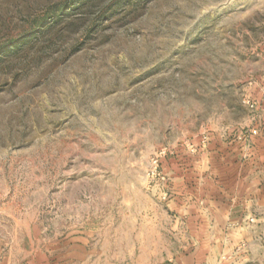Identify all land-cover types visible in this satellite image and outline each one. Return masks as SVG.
<instances>
[{"label": "rangeland", "instance_id": "1", "mask_svg": "<svg viewBox=\"0 0 264 264\" xmlns=\"http://www.w3.org/2000/svg\"><path fill=\"white\" fill-rule=\"evenodd\" d=\"M65 1L0 0V46ZM263 128L264 0L70 9L0 54V264L71 244L105 264L213 251L210 173ZM254 242L221 261L257 264Z\"/></svg>", "mask_w": 264, "mask_h": 264}, {"label": "crops", "instance_id": "2", "mask_svg": "<svg viewBox=\"0 0 264 264\" xmlns=\"http://www.w3.org/2000/svg\"><path fill=\"white\" fill-rule=\"evenodd\" d=\"M251 148L254 149L250 153L252 157H245L241 143L238 149L225 148L224 163L212 171L213 175L210 173L209 181L214 187V194L203 201L208 209L205 215H201L209 219L207 234H213L208 237L209 241L202 240H205L204 244H212L213 251L209 249L201 254L199 246L193 247L191 252H186L188 258H177L176 264H228L227 259L221 261L220 255L230 256L240 243L246 242L247 246L251 245L252 240L255 241L253 251L261 252L257 264H264V239L256 242L259 239L254 238L253 233L261 231L264 225V130L258 134ZM249 217H255L254 225L247 226L245 221ZM229 223L235 227H228ZM91 255L92 251H88L84 245L71 244L57 258L54 249L47 246L36 249L29 257L15 261L4 260L1 264H72L76 259L79 264H100L106 261L91 258ZM247 260L244 257L243 261Z\"/></svg>", "mask_w": 264, "mask_h": 264}, {"label": "trees", "instance_id": "3", "mask_svg": "<svg viewBox=\"0 0 264 264\" xmlns=\"http://www.w3.org/2000/svg\"><path fill=\"white\" fill-rule=\"evenodd\" d=\"M96 0H67L50 7L42 17L33 19L28 29H25L18 37L6 40L0 46V54L11 55L24 45L30 43L37 36L47 33L62 21L68 15L70 9L88 8Z\"/></svg>", "mask_w": 264, "mask_h": 264}]
</instances>
